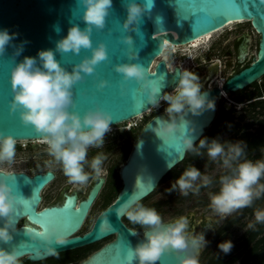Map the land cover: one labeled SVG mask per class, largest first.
Masks as SVG:
<instances>
[{
	"label": "water",
	"instance_id": "95a60500",
	"mask_svg": "<svg viewBox=\"0 0 264 264\" xmlns=\"http://www.w3.org/2000/svg\"><path fill=\"white\" fill-rule=\"evenodd\" d=\"M193 2L211 6L219 0H153L150 14L142 18L139 32H135L131 29L125 30L123 27L126 18L123 0H113L106 26L100 30L94 29L92 33L94 45L99 41L106 44L108 59L99 63L93 74L85 75L82 81L74 85L75 110L83 114L88 108L99 105L112 114V128L153 109V106L147 103L146 93L141 91L140 85L134 80L124 82L122 74L114 69L117 63L132 62V58L127 55L129 47L139 51L137 62L144 64L150 72L156 73L155 78L160 80V77H163L161 82L165 86L164 91L167 92L175 87L177 74L181 72L180 68L171 72L166 60H157L167 45L191 43L225 27L230 21L242 18L251 21L261 35L257 56L249 66L233 74L223 85L216 83L202 89L210 91L211 96L215 98L214 111L206 110L199 116L189 114L186 118L188 123L180 122L179 131L169 134L165 140L154 133L157 117L167 118L164 111L157 113L145 123L139 139L121 169L123 188L119 197L97 217L92 229L82 235L78 233L86 224L92 203L104 184V178L95 184L88 198L81 201L78 206L77 200L72 198L62 206L39 210L42 192L55 179V172L48 170L32 175L23 170L0 169V176H4L12 185L18 199L27 202V208L19 202L9 218L13 239L7 243L0 242V247L17 251L20 263L27 260L42 261L60 252L116 235L114 240L96 251L82 264H138L134 257L130 261L125 257L143 238V230L132 235L133 229L124 223L123 216L117 218L116 208L133 193L141 200L149 196L163 178L183 162L188 151L183 149L178 137L181 133L190 132L193 127L196 143L205 136L217 118L221 93L243 90L264 77V0H234L241 9V15L220 16L215 18L211 25L202 20L198 28L193 27L194 16L187 19L183 17L182 6ZM81 15L82 9L76 0H0V29L7 28L10 32L18 33L14 40L15 44L26 41L23 53L16 58L17 60L23 59L26 55L36 56L40 49L54 48L56 41L67 33L72 23L84 26ZM56 28L60 29L59 33ZM127 35L133 38L134 43L131 46L123 41V37ZM13 51L14 49L9 47L4 55L0 56V132L11 134L16 141L43 139L31 125L21 122L18 112L9 111V101L12 98L10 72L14 63ZM90 54V50L82 49L78 55L71 52L57 53V59L71 70L75 63ZM101 79L108 81L103 88L98 87ZM122 83H125L123 94ZM226 107L229 108L230 105L226 104ZM8 173H14V177ZM105 213H108L106 217L108 223L104 222ZM25 218L31 223L21 224ZM3 223L4 218H0V225ZM26 227L28 232L25 231ZM56 237H62L64 243H59ZM49 247L55 249V254L47 251ZM157 264H177V257L165 253Z\"/></svg>",
	"mask_w": 264,
	"mask_h": 264
},
{
	"label": "clouds",
	"instance_id": "9594fccd",
	"mask_svg": "<svg viewBox=\"0 0 264 264\" xmlns=\"http://www.w3.org/2000/svg\"><path fill=\"white\" fill-rule=\"evenodd\" d=\"M82 9L81 19L84 26L72 23L67 33L61 36L54 48L40 49L36 56L16 58L23 53L25 42L15 44L19 35L7 28L0 29V56L9 47L14 49V61L10 72L12 98L9 101V111L18 112L21 122L31 125L41 134L48 146L49 155L62 164L63 172L69 182L80 185L86 184L90 174L85 171L88 164L92 172L99 176L105 172L102 168L106 156L98 153L89 162L88 150L91 147L100 148L105 143L113 121L112 114L99 105L88 108L81 114L75 110L74 85L82 81L85 75L93 74L96 66L108 59L107 46L103 41L95 45L92 40L93 30L106 26L107 18L113 6V0H76ZM126 18L123 21L125 30L139 32V25L145 15L150 14L153 0H123ZM58 33L59 28L55 29ZM124 43L131 46L134 41L131 35L123 37ZM82 49L90 50L71 70L65 67L57 53L79 54ZM127 55L132 62H122L114 65L117 73L122 74L123 81L134 80L146 93L147 103L159 109L164 102V112L167 118L157 117L154 133L165 140L169 134L179 131L180 122L188 123L187 117L199 116L206 110H215L216 101L210 91H202L203 84L198 73L184 69L177 74L175 87L171 92L164 91L161 80L155 78L156 73L150 72L144 64L137 62L138 50L129 47ZM108 83L101 79L98 87L103 88ZM122 94L125 83L121 84ZM225 95V93H221ZM195 127L190 132L181 133L178 137L185 151L202 155V150L213 161L222 160L227 173L220 176V189L210 193L212 210L221 218L233 211L249 207L254 199L264 193V159L251 160L246 158L247 142L242 140L223 141L222 139L201 137L196 143L193 135ZM16 139L11 134L0 132V162H13L16 156ZM14 177V173H8ZM200 181L197 184V181ZM212 179L194 165H190L175 179L166 191L171 192L177 187L183 195L189 190L199 192L201 187H208ZM20 202L4 176H0V242L7 243L13 239L11 215ZM117 218L125 217L132 225H139L143 230V238L130 249L132 257L138 264H157L165 253L174 254L177 264H200L198 250L207 245L203 232H190L189 219L181 215L172 222L165 223L159 212L141 203V198L135 193L128 196L116 208ZM105 223H108L105 213ZM258 223H264V209L254 213ZM251 227V225H250ZM25 231L29 230L27 227ZM54 231V229H53ZM137 230H132L136 235ZM59 243H64L62 237H56ZM219 248L228 253L233 247L231 240L219 243ZM49 253L55 254V249L49 247ZM0 264H20V257L15 249L7 250L0 247Z\"/></svg>",
	"mask_w": 264,
	"mask_h": 264
},
{
	"label": "rangeland",
	"instance_id": "374dc122",
	"mask_svg": "<svg viewBox=\"0 0 264 264\" xmlns=\"http://www.w3.org/2000/svg\"><path fill=\"white\" fill-rule=\"evenodd\" d=\"M240 29L251 33V36L249 38L248 53L245 56V58H242L240 61H238L237 58L235 57V53H230L229 51L221 52V54L223 55L221 56L219 76H222L225 79H228L235 72H237V70L242 69L246 64L252 62L258 53V43L260 40V35L254 32L252 27L248 23L240 25ZM227 31L229 30L227 29ZM223 36L224 35L213 37L210 40L209 45H212L215 39L223 38ZM232 36L234 37V34L231 35V38H233ZM217 49L214 51L217 52ZM204 54L207 55L208 51L206 50L205 52H202L200 54L202 57L206 58V55ZM171 57H175L181 60L184 59L185 56H183L182 54H176ZM200 78L202 80L203 75ZM263 80L264 78L258 82V86L256 85V83H254L252 86L231 96L233 100H239V98L245 100L244 103L237 104L234 107L236 110V112L234 113L236 118L235 122H239L241 128L246 126L247 124L254 122L255 125L251 129H249L254 131L258 128L259 122L261 120H264V106L259 105V107H255V108L252 107L246 108V106L248 105V102H246L247 99L246 96L257 94L259 92L258 88L260 86H263L262 88L264 89ZM226 104H230L228 98H219L218 101L219 112L223 108H225ZM165 107L166 104L164 105V108ZM245 110L247 111L245 112ZM150 116L151 115H147L143 121L137 119L130 123L125 122L115 126L109 133L106 134L105 143L102 147L89 148L87 154L88 161L90 162L91 159L98 153H103L106 156V159L104 160L102 165V168L105 170L104 173L107 174L108 172L107 170L111 165L117 166V170H118L120 165L125 161L128 151L131 149L134 142L136 141L137 134L141 131V127L145 125V123L148 121ZM128 125L130 126L132 125L133 128L129 127ZM217 130L218 129L215 127V123H214L213 126H211V128L208 130V133L215 134L217 133ZM121 132L125 133V140H124L125 144L122 143L123 140L120 141L119 147H115L113 149L114 153H110V152L108 153L106 147L108 140L111 139V136L109 134L110 133L117 134ZM232 133L235 132L233 131ZM241 133H243V131H241ZM122 144L123 147L126 148V150L124 152V155L120 157ZM258 151L264 152V150L261 149H259ZM113 154H115L114 158H112ZM257 154H258L257 151H253L250 155L251 157H254L253 155L256 156ZM263 158H264V153H263ZM252 159L255 160V157ZM1 167L6 170L8 169L23 170V171L26 170L32 173L37 171L51 170V169L56 170L59 173V178L52 185L51 189L59 187L62 182L69 181L68 177L65 176L63 172L62 164L55 161V159L49 155L48 146L46 143H39V142L33 143L30 141L17 142L16 156L14 158V161L11 163L6 161L0 162V168ZM88 168H90L89 165L85 164L86 172L87 170H90ZM219 170H223V169L220 166H218L210 175H208L212 179V184H210L208 187H201L200 191L197 192L199 193L197 199L192 197L188 200L183 201V199L177 197L172 200L171 204L168 205L169 207L166 206V208L163 207L162 209L157 211L159 212L163 220L168 218H175V217L178 218L181 215L186 216L188 213H194V217L196 218L197 221H200V218L202 216H204L205 218L213 217L212 219L215 222L214 226L216 227V232H214L213 235L210 237L209 240H212V242L208 246L207 250L199 254L200 264H212L214 258H217L221 253H224L219 248L218 245L219 243L225 240H231L233 244V247L230 250V251L233 250L232 253L226 256L227 261L232 260L231 258L234 255L241 252V255L238 258H236L234 261H232L230 264H258V262H260L264 256V241H262L264 239V223H258L255 219L254 213L257 209H264V193H262L258 199H254L251 206L237 209L233 211L231 214L227 215L226 217L221 218L217 213H215L212 210L210 205V193H215L219 191L220 189L219 178L220 176L227 173V172H219ZM168 181L169 180L167 179L165 180L166 183ZM166 183H163L162 185L163 188L159 190L161 192H158V194L156 196L154 195V197L152 198H158L165 194L170 195L169 191H166V189L169 188V187L166 188L165 186ZM164 191H166V193ZM175 191H177V195L182 194L178 187L175 190H173V192ZM49 192L50 191H48V194ZM143 204L149 207L151 205V200L144 201ZM95 216L96 215L94 214L86 221V229L91 224H93L95 220ZM200 227L201 226L198 224L197 229L199 230ZM254 231H256L255 236L251 239L250 244L246 246L245 245L246 239L249 236L251 237V234ZM255 247H257V250L252 254V256L247 258L246 261L245 259L248 251ZM62 255L63 253L42 260L43 261L42 263L50 264L52 262H57L60 260Z\"/></svg>",
	"mask_w": 264,
	"mask_h": 264
},
{
	"label": "flooded vegetation",
	"instance_id": "af4514ba",
	"mask_svg": "<svg viewBox=\"0 0 264 264\" xmlns=\"http://www.w3.org/2000/svg\"><path fill=\"white\" fill-rule=\"evenodd\" d=\"M246 23H248L252 27L254 32L258 33L251 21H248ZM246 23H244V24H246ZM240 25H242V24H240ZM240 25L237 28L231 29V30L227 31L226 33L222 34V35H224L223 38L215 39L213 44L209 45L207 48L208 54L207 55L204 54V55H206V58H204L200 55V56H197L196 59L193 61V65L191 66V70L198 73L200 77L203 75V79L201 80V82L203 84V89L207 86H213L214 84L218 83L216 79L218 77H222V76H219L221 56L223 55V54H221V52L229 51L230 53H235V57L237 58L238 61H240L242 58H245V56L247 55L248 48H249V46H248L249 45V38L251 36V33L246 32L244 30H241ZM232 34H234V37L232 36L233 38H231ZM260 39H261V35H260ZM226 42H228V43H226ZM259 44H260V40L258 43V51H259ZM217 48H219V49H217ZM216 49H217V52L214 51ZM252 62L246 64L243 68L249 66ZM242 69L237 70V72H235V73H238ZM263 78L264 77H262V79ZM262 79H260V80H262ZM259 81L255 82V83H258ZM263 82H264V80H263ZM262 87L263 86H260L258 88L259 92L257 94L249 95V97L251 96L250 98H248L246 96L247 97L246 102H248V105L246 106V108H249V107L255 108V107H259V105L264 106V89ZM243 90H240V91H243ZM240 91L228 93L229 96L224 97V98H228L230 101V104H228V105H230L229 108L226 107V105H225L226 110L232 111L233 113H235L236 110L234 107L237 104L244 103L245 100L239 101V100H233L231 98L232 95H234ZM164 105H165V103H163L159 109H156L153 112V114H151L150 118H152L157 113L164 111ZM246 111L247 110H245V112ZM235 120H236V118H235ZM142 127H141V129H142ZM134 129H136V128H134ZM140 133H141V131L137 134L136 141L134 142L133 146L135 145V143L139 139ZM109 135L111 136V139L108 140L106 149H107L108 153L109 152L114 153L113 149L115 147H119L120 141L123 140L122 143L125 144V141H124L125 140V133H123V132L117 133V134L110 133ZM250 136L251 135L248 133H232V132L208 134L209 138L218 137V138L222 139L223 141H237V140L247 138ZM123 144H122L120 157H122L124 155V152L126 150V148L123 147ZM133 146L128 151L126 158H125V161L120 165L118 170H117V166L111 165L107 170L108 171L107 174L104 173V174H101L99 176H96L92 172L91 168H88V169H90V170H87V172L90 174V179L86 184H83V185L73 183V182H69V181H65V182H62L59 187L51 189L52 185L59 178L58 171L51 169L52 171L55 172L56 177L43 190L42 201L40 202L38 209L43 210L45 208L62 206L68 200H70L72 198H75L77 200L76 205L78 206L81 201L86 200L88 198V196H89L92 188L95 186V184H97L101 178H104L105 179L104 184H103L102 188L100 189V191H99L97 197L95 198L94 202L92 203L90 212L88 214V219L95 214L96 215L95 220H94L93 224H91L87 229H86V224H85L83 229L78 234L82 235L85 232L91 230L96 219H97V217L106 208H108V206H110L112 203H114L117 200V198L119 197V194L123 188V179H122V175H121V169L124 166V164L127 162L128 158L130 156V153L133 149ZM202 153H203L202 155H195L191 151H188V154H187L186 158L183 160V162L180 163L178 166H176L172 171H170L167 174V176L164 177L163 180L159 183V185L155 189V191L153 193H151L149 196H147L146 198H144L143 200H141V203H143L144 201H147V200H151V205L149 207H153L156 210H160L163 207L166 208V206L171 204L172 200L174 198H177V197L183 199V201L188 200L192 197L197 199L199 193L194 192L192 190H189L188 195H183V194L177 195V191L173 192V190H172L171 192H169L170 195L165 194V195H162L161 197H158V198H152V197H154V195L156 196L158 194V192H161L159 190L161 188H163L162 185H163V183H166L165 182L166 179L169 180L165 184V186L167 188V187H170L171 184L175 181V179L177 177H179L183 173V171L186 168H188L190 165H194L195 167L199 168L201 170L202 174H205V175H210L218 166H220L223 169V170H219V172H227L228 171L227 169H225L223 167L222 160L217 159L216 161H213L211 158L208 157L206 150H202ZM253 156L255 157V160H258L255 155H253ZM114 157H115V154L112 155V158H114ZM246 157L248 159L254 158V157H251V155L248 151L246 153ZM252 160H254V159H252ZM114 162H116V161H114ZM46 171H48V170H46ZM46 171H37L34 173H32L30 171H27V172L34 175V174H37L39 172H46ZM169 177H171V178H169ZM196 183L199 184L200 181L198 180ZM48 191H50L49 194H48ZM164 192L166 193V191H164ZM195 193H197V194H195ZM186 217L189 219V222H190L188 230L190 232H195V233L203 232L205 234L206 240L208 241L207 245L201 247V249H200V254H201V252H203V251L205 252L207 250L208 246L212 242V240H209V239L213 235V233L216 232V227L214 226L215 222L212 219L213 217L212 218H208V217L205 218L204 216H202L200 218V221L196 220V218L194 217V213H188L186 215ZM124 218L125 217H123L122 220L124 221V223L128 227L135 229L137 231L142 230L139 225H132L126 218L125 219ZM175 219H177V218L176 217L175 218H168V219H164L163 221L166 223V222L174 221ZM29 223H31V222L29 221L28 218L23 219L21 222V224H29ZM198 224L201 226L199 230L197 229ZM115 237H116V235L110 236V237H107L105 239H102L100 241H97V242H94L91 244H87L84 246H80V247H76V248H73L70 250L60 252L58 254L63 253L60 260L57 262H52V263L53 264H82L89 257H91L96 251L100 250L107 243L114 240ZM58 254H56V255H58ZM199 257L200 256H198V258ZM42 262L43 261L31 262V261L27 260V261H24L23 263H20V264H43ZM52 263H50V264H52ZM47 264H49V263H47Z\"/></svg>",
	"mask_w": 264,
	"mask_h": 264
},
{
	"label": "bare ground",
	"instance_id": "6f19581e",
	"mask_svg": "<svg viewBox=\"0 0 264 264\" xmlns=\"http://www.w3.org/2000/svg\"><path fill=\"white\" fill-rule=\"evenodd\" d=\"M246 22H248V20H246V19H242V18L236 19V20H233V21L228 22V24L225 27L220 28V29H218L216 31H213L212 33L207 34L204 37H200L199 39H197V40H195V41H193L191 43L183 44V45H177V44L167 45L166 48H165L164 53L157 60H162V59L166 60L167 63L169 64V70L171 72L177 70L178 68L181 69V72L184 69L191 70V66L193 65V61L202 52H205L207 50L208 45L210 43V40L213 37L220 36V35L226 33L227 32V29L228 30L235 29L240 24H244ZM176 54H182L185 57H184V59H181V60H179L178 58H175V57H171V56L176 55ZM216 80H217V82L220 85H223L224 82L226 81V79L224 77H218ZM173 88L170 89L168 92H171L173 90ZM223 93H225V95H222L220 98H224V97H228L229 96V94L227 92H223ZM163 103L164 102L161 103V106H162ZM155 110H156V108L153 107V109H151L150 112H148V113H146L144 115H141V116H139L137 118L131 119V120L127 121V122L130 123V122H132L134 120H137V119L140 120V121H143L144 118L147 115L153 114V112ZM114 127H112L111 129H113ZM29 141L30 142H33V143H38V142L39 143H44L43 139H38V140H22V141H17V142H29ZM0 169H3L4 171H12V170H15V169H8V170H6V169H4L2 167ZM24 171H26V170H24Z\"/></svg>",
	"mask_w": 264,
	"mask_h": 264
},
{
	"label": "trees",
	"instance_id": "16d2710c",
	"mask_svg": "<svg viewBox=\"0 0 264 264\" xmlns=\"http://www.w3.org/2000/svg\"><path fill=\"white\" fill-rule=\"evenodd\" d=\"M256 85H258V83H256ZM247 97L250 98L251 96L250 97L247 96ZM239 101H243V99L239 98ZM214 123H215V127L218 129L217 133H226V132H233V131L235 133H241V131H243V133L250 134L251 135L250 137L240 139L242 141H246L247 142V148L245 149L246 153L248 151L251 154L253 151H257L258 152V154L256 155L257 159L258 160L264 159L263 158V153L264 152H259L258 151L259 149L264 150V120H261L259 122L258 128L256 130H254V131L253 130H249L255 125L254 122H252L250 124H247L246 126L241 128L240 127V123L239 122H235V114L232 111H228L225 108H223L218 113V116H217V118H216ZM208 134H210V133H208V131H207V133L205 134L204 137H208ZM260 183L264 184V178L261 179ZM255 234H256V231H254L251 234V237L249 236L246 239V241H247V242L245 241V245L246 246H248L250 244L251 239L255 236ZM262 241H264V239ZM256 250H257V247L250 249L248 251V253H247V256H246L245 260L247 261V258L252 256V254ZM232 251H230L228 253H221L217 258H214L212 264H230L232 261H234L236 258H238L241 255V252H239L238 254L234 255L231 258L232 260L227 261L226 256L231 254ZM258 264H264V256H263L262 260L260 262H258Z\"/></svg>",
	"mask_w": 264,
	"mask_h": 264
},
{
	"label": "snow or ice",
	"instance_id": "6c2138e0",
	"mask_svg": "<svg viewBox=\"0 0 264 264\" xmlns=\"http://www.w3.org/2000/svg\"><path fill=\"white\" fill-rule=\"evenodd\" d=\"M183 17L187 19L189 16L195 17V23L193 24L194 28H198L201 24V21L204 20L208 25H211L215 18L220 16H239L241 15V9L235 4L234 0H219L218 3H214L211 6L208 5H198L196 3H190L186 6H182ZM246 10V9H245ZM181 15V13H180ZM160 80H163V77H160ZM21 204H24L27 208V202L24 200L20 201ZM66 211V210H65ZM51 222V221H48ZM59 222V221H57ZM127 261L132 259V254L129 251L125 257Z\"/></svg>",
	"mask_w": 264,
	"mask_h": 264
},
{
	"label": "built area",
	"instance_id": "2783aa9c",
	"mask_svg": "<svg viewBox=\"0 0 264 264\" xmlns=\"http://www.w3.org/2000/svg\"><path fill=\"white\" fill-rule=\"evenodd\" d=\"M128 126H129V127H131V128H133V126H132V125H131V126H130V125H128ZM135 126H136V125H135ZM131 128H130V129H131Z\"/></svg>",
	"mask_w": 264,
	"mask_h": 264
}]
</instances>
